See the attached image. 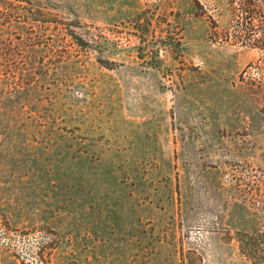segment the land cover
Returning a JSON list of instances; mask_svg holds the SVG:
<instances>
[{
    "label": "rangeland",
    "instance_id": "obj_1",
    "mask_svg": "<svg viewBox=\"0 0 264 264\" xmlns=\"http://www.w3.org/2000/svg\"><path fill=\"white\" fill-rule=\"evenodd\" d=\"M0 264H264V0H0Z\"/></svg>",
    "mask_w": 264,
    "mask_h": 264
},
{
    "label": "trees",
    "instance_id": "obj_2",
    "mask_svg": "<svg viewBox=\"0 0 264 264\" xmlns=\"http://www.w3.org/2000/svg\"><path fill=\"white\" fill-rule=\"evenodd\" d=\"M250 2H251V1H249L247 5L251 4Z\"/></svg>",
    "mask_w": 264,
    "mask_h": 264
}]
</instances>
